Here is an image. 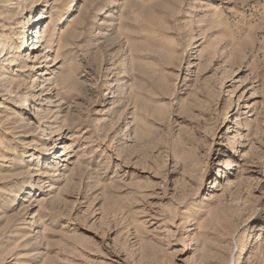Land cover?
<instances>
[{"label": "rangeland", "instance_id": "obj_1", "mask_svg": "<svg viewBox=\"0 0 264 264\" xmlns=\"http://www.w3.org/2000/svg\"><path fill=\"white\" fill-rule=\"evenodd\" d=\"M36 14L0 62V264H264V0H0V44Z\"/></svg>", "mask_w": 264, "mask_h": 264}, {"label": "bare ground", "instance_id": "obj_2", "mask_svg": "<svg viewBox=\"0 0 264 264\" xmlns=\"http://www.w3.org/2000/svg\"><path fill=\"white\" fill-rule=\"evenodd\" d=\"M22 1V0H21ZM18 6V5H17ZM107 16V15H106ZM47 17H45V15H34L33 17H30V20H31V23H29L27 27V29L25 30V32L23 33V35L21 37H19V34L17 33L14 37L15 40L16 38L20 39V40H16L15 43L14 42H10V43H7V42H3L0 44V62L3 61L7 56H8V52L10 50H12L15 46L16 43H19V45L21 47L17 48L16 50V57H14V61H13V65H15L17 62L16 60L19 59V62L18 64L20 65L22 63V60L24 58V55L22 56V53H21V48H23V52L24 51H29L30 49H38L42 46V43H43V34L41 32V26H40V23L42 22L43 19H46ZM37 25V30L36 31H33V29L35 28V26ZM31 40L30 43L32 42H35L36 45L34 47H30V44H29V41ZM24 46V47H22ZM27 46V47H26ZM192 47H194V45H192ZM16 48V47H15ZM30 52V51H29ZM35 60V59H34ZM33 60V61H34ZM26 61V60H25ZM59 63V60H55L52 62V63H48L47 66H55L56 64ZM191 65V64H190ZM39 67V65H36ZM45 74L44 72H39V75H43ZM114 84V83H113ZM111 85V84H110ZM116 85V83H115ZM7 88V87H6ZM5 91V90H4ZM16 92V91H15ZM14 90H11V89H8V91L6 93H9V95L11 94H14L15 93ZM5 94V93H4ZM109 94V93H108ZM13 96V95H12ZM15 97V96H14ZM31 104L30 103H27V101L25 99H23L22 101L18 102L17 104V109L19 111H24V108H30ZM62 137V134L61 133H58L57 136L54 137L53 139V144L51 147H49L48 151L45 154L46 157L50 156V155H54L56 153V151L54 152H50V150H52L53 148H55L56 146V142ZM49 138V137H48ZM43 141L45 142L46 141V138H43ZM47 148V147H46ZM57 149H58V146H57ZM62 155H65L64 153H61L59 154V156H62ZM58 156V155H57ZM60 160L57 159L55 162L57 163L58 161ZM61 160H65L64 158L61 159ZM59 166H62L59 165ZM54 174V173H53ZM248 246V243L244 240L242 241H239V243L237 244L236 248V253H240ZM236 264H243L242 260L240 258H238Z\"/></svg>", "mask_w": 264, "mask_h": 264}]
</instances>
